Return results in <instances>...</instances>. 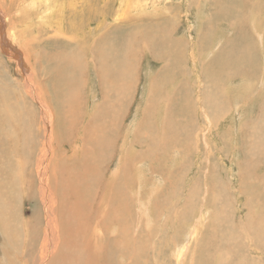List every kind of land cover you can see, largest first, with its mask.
<instances>
[{"label": "rangeland", "instance_id": "obj_1", "mask_svg": "<svg viewBox=\"0 0 264 264\" xmlns=\"http://www.w3.org/2000/svg\"><path fill=\"white\" fill-rule=\"evenodd\" d=\"M3 1L1 3L6 7L9 1ZM77 2V9L83 3L82 9H89V13L84 12L89 18L85 22V26L88 24V27L84 26L85 33L82 31L70 35L64 32L66 24H70L67 15H64L62 32H58L56 25H53L54 29L47 28L44 34L34 35L33 41L25 37L32 46L28 51L30 61L27 71H31L33 66L37 77L49 79L54 70L67 65L64 63L65 59L69 60L72 56L70 51L86 62L87 70L82 76L86 80H82L79 85L82 88L77 120L81 123L67 129L71 139L64 144V154L67 152L64 158L72 165V160L76 159L72 154L74 144L82 148L83 133L89 132L93 122L104 125L101 127L108 132H101L103 137L97 132L94 145L86 144L89 145L86 150H91L92 156L93 152L98 155L101 152L98 149L103 146L101 138L109 143L112 141L105 163L99 164L94 160L88 163L100 165V170L97 169L99 173L93 169L90 171L98 175L94 174L93 179H90L94 182H88V188L91 185L94 187L91 190L102 187L104 194L111 191V198H115V203L121 207V219L124 223L130 222L128 232L132 231L131 237H117L113 231L117 232L121 226L111 224L106 236L104 233L107 248L113 253L111 261L129 264L124 253L127 243L124 239H128L129 243L136 242L131 247L138 264H176L175 255H172L173 244L187 241L191 225L203 219L201 231L193 232V240L188 244L189 249L182 264H264V0ZM39 11L34 10L33 16ZM102 15L107 17L103 19ZM75 18L79 19L77 16ZM100 18L103 19V27L97 30V22H102ZM58 33L64 35L62 37L65 39L56 37ZM36 36L40 37L36 39ZM4 39L9 43L6 25L0 28V40L3 42ZM85 40L93 55L85 46ZM96 46L105 51L104 55L98 57L95 54ZM3 49L0 48V111H5L3 114L7 122L0 113V163L5 160L14 166L17 161L25 160L24 138L29 132V125L23 123L22 119H34V138L29 139L32 150L25 154L28 159L25 160L27 169L24 175L27 176L34 169L41 145V137L39 133L36 134L34 124L38 119L39 108L36 103L20 97V88L28 94L24 85L26 69L19 67L16 60ZM82 55L89 56V59H84ZM102 63L108 64L111 77L114 76L113 71L118 75L123 70V76L127 78L122 81L127 86L128 94L121 96L118 94L120 90L117 93L113 89L108 92L104 89V80L98 78L99 66L104 67ZM65 73L59 72L61 76ZM62 83L58 84V91H62ZM236 96L239 99L236 100ZM68 101L61 102L57 110H66L63 106L68 107ZM114 103L119 104L118 108H111ZM114 113L119 114L118 118L112 117ZM87 123H90L88 127ZM83 127L87 131H82ZM74 131H82V134L73 139L71 134ZM126 154L127 158L132 157L122 160ZM137 167L146 171L140 175L135 171ZM157 179L160 181L157 182ZM5 181L9 188H12L8 184L11 181L17 186L21 185L17 180ZM35 183L32 184L36 191ZM115 183V192L107 190L108 185L114 188ZM27 184L31 186V191L32 185L30 182ZM20 188L17 187L16 191ZM120 191L125 193L121 194ZM4 192L8 195L9 203L12 197L9 192ZM24 195L25 190L21 197L17 195L13 201L15 208L20 210L18 212L14 208L13 214L16 215L13 216H22L20 228H23L22 223L26 218L37 222L42 218L36 201L28 195L22 199ZM90 196L88 199H91ZM136 198L140 200L139 209ZM21 200L23 206L20 204L19 207ZM142 207L144 215L141 213ZM22 208L24 212H21ZM134 225L136 229L134 227L132 230ZM1 227L2 222L0 230ZM0 232V250L10 251L6 246L9 241ZM21 236L22 243L15 242V248L10 251L14 258L17 246L25 247L23 242L27 236L22 231ZM121 238L122 244L118 243ZM117 245L124 246L123 253L119 252ZM132 256V263L137 264ZM16 261L18 264L26 263L20 258ZM11 262L15 263L13 260Z\"/></svg>", "mask_w": 264, "mask_h": 264}, {"label": "bare ground", "instance_id": "obj_2", "mask_svg": "<svg viewBox=\"0 0 264 264\" xmlns=\"http://www.w3.org/2000/svg\"><path fill=\"white\" fill-rule=\"evenodd\" d=\"M2 1L3 0H0V25L2 27H3V25L7 26V38L9 39L7 41L9 43H7L5 39L3 40V42L0 40V44H1L0 48L4 47L3 50L6 51V53L10 57H12V58H14V60H16V64L19 67L26 69V72H25L26 80H24L25 81L24 85L28 89V94L25 93L26 91L24 92L22 90V88H20L19 93H20L21 98H23V99L27 98L26 100H30V103H36L38 105L39 115H38V119L35 118L36 122L34 124H36V126H35L36 127V134H38V133L40 134L41 145H40V148L38 149L39 152L37 151L38 157L34 161L35 162L34 169L29 171L28 175L25 176L24 171L27 169V163L25 160L28 159V158H26L25 154L27 155V153H30L32 150V148H31L32 146H30L29 139L33 140L34 136L32 133V128L35 130V128L33 127V122L35 120L34 119L31 120L30 118L25 117L24 120L22 119V121H23V123L26 122V124L29 125V132L27 130H25L28 133L26 134V136L24 138L25 146L23 145L24 146L23 147V149H24L23 158L25 160H21L19 162L17 161L16 165H14V166H13V163H11V164L6 163L5 160H2L3 163H0V222H2V227H1L0 231H2V234L4 236L3 238L5 240L9 241V243H7L8 245H6V244L5 245L11 251L13 248H15V242L19 241L22 243L21 238H23V236H21V231L23 234H26V236H27L26 237L27 239H24V242H23L25 247L19 248V246H17L16 253H14L15 258H14V256L11 255L10 251L0 250V263L2 261L1 264H4L6 262H8V264H12L13 262H11V261L13 260V261H15L14 264H18L16 259L20 258L21 260H23V262H26L27 264L28 263L29 264H112V262L115 261V260H113L115 257L112 259L113 261H111V255L113 253H111L107 248V243H105L106 238L104 239V233L106 236L108 233V229L111 226V224H116V225L118 224L117 227H119V225L121 226V228H119V229L117 228L118 229L117 232L113 231V233L117 237L123 236V238H127V235H129L131 237L132 231L128 232V228L131 227L130 222L124 223L125 221L123 222V220L121 219V214H119L121 207H118L119 203L118 204L115 203V201H114V200H116L115 198H114V200H113V198H111V197H113L111 191L104 194L102 191L103 190L102 187L97 186L95 188L96 190H91L90 188L93 187L91 185V186H89L90 188H88V185H90L88 182H92L90 179H93L94 174L99 173L98 170H100V165H97V164L96 165H92V164L88 165V163L91 160H94L95 162H97L99 164L105 163L107 161L106 159L109 157L108 156L109 155L108 149H109L110 143L112 141L109 143V142H107V140H103L102 138L101 139L99 138L103 144V146L101 145L98 148L101 150L99 155L96 154V152H93V155L91 156L90 155L91 150H89V151L86 150V147H89V145L90 146L94 145V143H95L94 139H95L97 132H99V135H100L101 132L107 131L101 127L103 124L101 122L99 124L96 122H93L90 126L91 129L90 130L88 129L89 132H86L85 134L83 133L82 137H84V138L82 139V141H83L82 148H80V147H79L80 149L77 148L76 144L73 143L75 145V150L72 154L76 157V159L72 160V162H74L72 165L69 164V162H67L66 159L64 158V156L67 155V152L64 154V152H65V150L63 149L64 144L70 142V139H71L70 137H68L69 134L67 135V131L69 130L68 128L70 126L76 127L78 124L80 125V123H81V122L79 123V121L77 120V115H78V111H79L80 103H81V101H80L81 96L80 95H81V88H82L79 85L82 82V80H84V82L86 80L85 77L82 78L83 74L87 70V68H85L86 62L85 61L83 62L80 60L81 56L76 57L77 55L74 56L73 55L74 52L72 53L70 51L72 56L70 55L71 57H69L70 58L69 60H71V61L65 59L66 62L64 63V65L67 64L66 66H68V65L69 66L66 68V66H63V65L60 66V65H58L59 64L58 63L57 66L58 67L60 66V67L58 68L56 66L58 69L54 70V72L52 71L53 73L51 74L49 79L45 80L41 77H37L38 73L35 71V68L33 66H32L31 71H29V72L27 71L29 69V64H27V63H29V61H30V60H28V56H29L28 51L31 50L32 46L27 43L25 37H28L29 40L33 41L34 35L44 34V32L47 31V28L54 29L53 25H56L55 29H57L58 32H62V24L61 23L64 22V15H67V19L70 23V24H66L64 32L67 31L70 33V35H71V33L72 34H80L82 31L85 33V30H86L85 27H88V24H87V26H85V22L89 21V18L84 14V12H87L89 9L87 6H86L87 7L86 9H88V10L84 11L85 7H83V9H82V6L84 5V3L81 6V8H79L80 10L77 9V7H78L77 3L79 2V1L77 2V0H6V1H9L6 7L1 3ZM91 5H92V3H91ZM34 10H37V11L40 10V11L38 14L35 12L34 16H33L32 13ZM79 11H80V13H79ZM125 11H127V10H125ZM87 13H89V11ZM70 15H71V19L69 20ZM103 15H104V13H103ZM103 15H102V17H103V19H105L106 15L105 16H103ZM76 16L79 17L78 20L75 18ZM116 17L118 18V16H116ZM29 18H31L32 20H30ZM34 18H36V20H34ZM100 19H101V21L103 20L102 18H100ZM37 20L39 22L35 23ZM57 22L59 24H57ZM102 24H103V21L102 22L98 21L96 29L101 30L103 27V26H101ZM1 26H0V28H2ZM68 28H70V29H68ZM255 32L259 35V33L257 31H255ZM57 36H59L60 39L61 38L63 39L65 37L64 35H62L60 33H58V35H56V37ZM62 36H64V37H62ZM39 37L40 36H36V39H38ZM48 38H49V36H48ZM72 38H73V36H72ZM261 39H263L262 36H261ZM42 41L45 42V40H42ZM13 43L18 45L20 47V49L18 50ZM42 44L43 43H40V45H42ZM84 44H86L85 46L87 47V49L91 53L92 49L89 48V46H87L86 40H85ZM81 46L82 45H80V48H82ZM80 52L82 53V51H80ZM80 52H79V54H80ZM94 52L98 57L104 55V53H105V51L99 46L95 47ZM24 57H25V59H24ZM82 57L84 59L85 58L89 59V56L85 57V55H82ZM58 60H56V63ZM100 60H101L100 62H102L103 59L101 58ZM97 63H98V61H97ZM60 64H63V63H60ZM98 64H100V63H98ZM98 64H96V65H98ZM124 67H125V65H124ZM247 67H248V65H247ZM102 68H104V69H102ZM102 68H100V66H99L98 78H99V80L100 79L102 81L104 80L103 81L105 83L104 89L106 91L113 89L117 93L121 91L118 94H120V95L122 94L123 96L125 94H128L127 93V86L122 81L125 78H127V76H123V70L118 75L116 74V72L113 71L114 76L111 77V76H109L110 69H108V64H105L104 67L102 66ZM100 69H102V70H100ZM111 69H113V68H111ZM58 71L59 72L60 71L61 72H67V73H65L64 75L61 76ZM43 72H44V69H43ZM43 72H41V73H43ZM45 72H46V69H45ZM19 74H21V73L19 72ZM55 75H56V77H54ZM48 82L50 84L47 85ZM61 82H63L62 83V91H58L57 86ZM120 82H122V83H120ZM23 88H24V86H23ZM234 93H236V92H234ZM104 96H105V94H104ZM238 96L240 97V94ZM117 97H119V95ZM239 97L236 96V100H237V98L239 99ZM67 99H69V101H68L69 106L68 107L66 105L63 106V107H66L67 109L66 110H63V109L57 110L59 104L61 102L66 101ZM233 99H235V98H233ZM0 100H2V99L0 98ZM2 105H3V103H2ZM22 105H23V103H22ZM27 105H28V101H27ZM118 106H119V104L114 103V105L111 108H118ZM3 108H5V107H3ZM3 111H4L3 109L0 111V113H2L1 114L2 116H4ZM61 113H62V116H61ZM118 115L119 114L114 113V114H112V117L118 118ZM96 116H97V114H96ZM61 118L63 120H61ZM97 118H98V116H97ZM4 119H5V122H7L6 116H4ZM112 119H114V118H112ZM206 119H207V117H206ZM167 121H169V120H167ZM88 124H90V123H87L86 126ZM26 128H28V127H26ZM59 128H60V131H64V132L61 133L60 131H58ZM115 128H117V127H115ZM24 129H25V127H24ZM86 129L87 128L83 127L82 131L83 130L87 131ZM11 130H13V129H11ZM82 131H81V133H76L77 131L76 132L74 131L75 133L71 134L73 136L72 138L74 139V137H75V139H77L78 136L80 134H82ZM100 136H102V135H100ZM10 138H12V137H10ZM10 138H8V139H10ZM16 141H17V139H16ZM26 141H27V143H26ZM86 144H89V145L86 146ZM263 145H264V142H263ZM17 147H18V145H17ZM1 149H2V147L0 146V156L2 155ZM14 149H15V146H14ZM98 149H96V150H98ZM104 150H106V152ZM128 150H129V148H128ZM15 153H16V150H15ZM126 156H127V154L123 155L121 159L122 160H128L132 157V155L129 158H127ZM95 159H99V160H95ZM101 159H103V160H101ZM76 160H80V161L77 162ZM4 161H5V163H4ZM174 163H172V164H174ZM29 167H30V165H29ZM92 169L95 171H98V172L97 173L90 172ZM135 171L139 172L140 175H142L146 170L144 168L141 169V167L140 168L137 167V169ZM89 174H91V176H89ZM100 176H102V175H100ZM118 178H119V176H118ZM5 179L14 180V181L17 180L21 185L17 186V184L13 181L9 182L8 184L11 185L12 188L15 189V190H13L12 188H9L7 186V182L5 181ZM97 179L99 180V177H97ZM34 181L36 182L35 183L36 191L34 190V184H32ZM118 181H121V179L120 180L118 179ZM156 181L159 182L160 180L158 181V179H157ZM28 182H30V184L32 185L31 191L29 190V188L31 186L28 187L29 186L27 184ZM116 185H117V183H115L114 188H111V186L108 185L107 190H113L114 191L115 187H117ZM17 187H22V189L20 188V190L16 191ZM112 187H113V185H112ZM4 190L9 192L11 197H12L10 199L9 203H8V200H9L8 195L4 192ZM23 190H25V195L22 197V199L24 197H26L27 195H28L27 197H29V196L32 197V199H34L36 201L38 208L41 210L40 213H41L42 218L39 220L40 222H37V221H30L29 218L25 219L23 216L25 221L22 223L23 228H20L22 216L21 215H18V217L13 216V215H16V214H13V212H15V209H16L15 208L16 204H13V201L15 200L17 195H18V197L19 196L21 197ZM28 190H29V192H28ZM99 191H101V192H99ZM122 192H121V194H122ZM110 193H111V196H110ZM123 193H125V192H123ZM113 194H115V193H113ZM89 195L92 196V197L90 196L91 199H88ZM94 200H95V203H94ZM136 200H137V198H136ZM20 204L22 207L23 206L22 200L19 201V207H20ZM137 204H138V209H139L140 200H137ZM100 207H101V209H100L101 211L98 212V209ZM143 209L144 208L142 207V210ZM145 209H146V207H145ZM202 210H200V211H202ZM17 211H16V213H18L20 210L18 212ZM144 211L145 210L141 211V213H143V215L145 214ZM21 212H24L23 208L21 209ZM35 213H36V211H34L33 214H35ZM79 215L81 217V220H79ZM147 215L148 214L146 213V218H147ZM32 218H34V217H32ZM16 219H18V221ZM148 221H149V218H148ZM202 221H203V219H199L194 223V225H191V230L188 231L189 238L187 241L181 240L180 243H178V244L174 243L173 244L174 246H173L172 255H175L174 258H175L176 264H182V260L185 256V254L187 253V250L189 249L188 244L191 242V240H193L192 239L193 235H194L193 232L199 233L201 231ZM135 225L133 226L132 230L134 229ZM135 229H136V227H135ZM137 229H138V227H137ZM133 233H134V231H133ZM255 233H256V231H255ZM0 234H1V232H0ZM257 237H259L258 234H257ZM0 238L2 239V235ZM17 239H20V240H17ZM14 240H16V241H14ZM122 240H123L122 238L119 239L118 243L122 244L121 243ZM124 241L127 242L124 245V246H126V250L124 253H126L127 258L129 259V264H133L132 263V260H133L132 255H134V262H137V261H135L136 255H135V252L133 250L134 244L136 242L135 243H132V242L129 243L128 239H127V241L124 239ZM110 242H112V244H113L112 240ZM259 242H262V241H259ZM37 244H38V246H37ZM112 244H111V246H112ZM34 245H35V249L33 248ZM109 246L110 245H108V247ZM117 246H119V245H117ZM124 246H122V247H124ZM131 246H133V247H131ZM122 247L119 246V248H120L119 252H121V253H123ZM0 249H2V248H0ZM112 249H110V250L112 251ZM114 249L116 250L118 248H114ZM226 250H228V248H226ZM121 253H119V254H121ZM129 253H130V256H129ZM137 253H138V251H137ZM197 253H200V252H197ZM121 256L122 255H120L119 257H121ZM3 257H6V258H3ZM123 257H125V256H123ZM5 260H7V261H5ZM119 260H120V258H119ZM192 260H193V258H192ZM19 262H21V261L19 260ZM117 262H118V260H117ZM198 262H196V263H198ZM26 263H23V264H26ZM115 263H116V261H115ZM116 264H118V263H116ZM137 264H138V262H137Z\"/></svg>", "mask_w": 264, "mask_h": 264}]
</instances>
